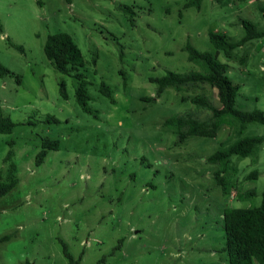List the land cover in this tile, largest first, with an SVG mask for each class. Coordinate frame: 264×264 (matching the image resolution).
Wrapping results in <instances>:
<instances>
[{
  "label": "rangeland",
  "instance_id": "rangeland-1",
  "mask_svg": "<svg viewBox=\"0 0 264 264\" xmlns=\"http://www.w3.org/2000/svg\"><path fill=\"white\" fill-rule=\"evenodd\" d=\"M189 2L0 0V64L11 73L0 78V110L17 124L0 134V185L15 184L0 197V264H70L62 242L78 264H229L224 212L261 205L264 141L246 158L231 157L224 187L208 159L225 137H264V125L180 142L165 121L209 120L192 99L218 104L217 91L187 84L158 96L153 80L202 71L187 46L215 54L211 32L238 42L248 22L264 33V0ZM58 33L82 52L91 113L77 102L79 80L46 58L47 38ZM234 55L218 59L239 87L235 108L264 112V37ZM46 140L59 149L37 165ZM248 189L254 196L241 199Z\"/></svg>",
  "mask_w": 264,
  "mask_h": 264
},
{
  "label": "trees",
  "instance_id": "trees-1",
  "mask_svg": "<svg viewBox=\"0 0 264 264\" xmlns=\"http://www.w3.org/2000/svg\"><path fill=\"white\" fill-rule=\"evenodd\" d=\"M70 2V0H66ZM203 0H190L186 7L200 8ZM264 11V10H263ZM245 29L244 37L233 42L225 34L211 32L209 35L210 42L215 49V54L208 52H199L192 46H187L189 52L188 60L199 66L202 71L179 74L168 71L162 77L153 80L158 86V96L167 88H173L181 92L184 85L187 84H208L217 89L220 108H216L204 97H195L192 103L200 108L207 109L211 112L209 120L200 121L196 119L184 118V116L172 117L165 121V126L176 132L180 142L188 137H208L214 138L218 129L224 123L236 125L239 136L249 124L264 125V112H242L235 108L236 98L239 87L235 85L228 76V64L219 61L220 53L225 58L232 59L234 50L253 40L264 37L263 32L257 31L256 27L248 22H243ZM0 32L2 28L0 27ZM10 46L19 49L10 43ZM44 52L46 58L51 62L54 68L67 76L73 77L80 82L77 89V102L82 106L85 112L91 113L89 108L90 95L87 90V81L80 69L84 66V58L81 50L74 43L73 38L66 33L50 35L47 38ZM11 76L10 71L0 64V78ZM100 91L111 102L114 101L113 91L105 83H101ZM60 94L67 99L65 83L60 86ZM17 126L11 119L5 117L0 110V134H10ZM233 129V128H232ZM236 138V137H235ZM264 141V137H239L236 140L229 139L222 148L209 157L208 161L213 164H219L224 173L230 164L232 156L246 158L259 147ZM59 141L46 140L43 143V149L38 154L36 164L41 165L47 156L49 150H58ZM219 173L216 176L219 185L223 186V180ZM257 172L248 176L249 179H257ZM14 183L5 186L0 185V197L9 192ZM224 230L226 235V252L229 257V264H264V192L262 203L255 208H229L224 212ZM5 240L2 238L1 241ZM65 257L70 264H78L68 252L67 246L63 243Z\"/></svg>",
  "mask_w": 264,
  "mask_h": 264
},
{
  "label": "crops",
  "instance_id": "crops-1",
  "mask_svg": "<svg viewBox=\"0 0 264 264\" xmlns=\"http://www.w3.org/2000/svg\"><path fill=\"white\" fill-rule=\"evenodd\" d=\"M250 43V42H249ZM248 44V43H247ZM246 45V44H245ZM245 45H243V46H245ZM243 46H241V47H243ZM241 47H239V48H241ZM236 58H237V56H235L234 55V57L232 58V59H227L228 61H231V60H236ZM243 63H244V61H246V59L244 58L243 60H241ZM226 64V63H225ZM201 85H207V84H201ZM214 90H216L217 91V89H215V88H213ZM217 97H218V92H217ZM218 99V104L216 103V101H214V103H213V106H215L216 108H220V102H219V97L217 98ZM211 112H210V117H211ZM200 121H205V119L204 120H200ZM225 130V132H224V135L227 133V135L228 134H231V127H230V125L229 124H227V123H224L223 125H221L220 126V128L218 129V131H217V134H216V136L214 137V138H216L218 135H219V132L221 131V130ZM225 137V136H224ZM189 138V137H188ZM187 138V139H188ZM186 139V140H187ZM227 140H226V137H225V141L222 143V145L223 144H225V142H226ZM222 148V147H221ZM219 165V164H218ZM220 166V165H219ZM220 168L222 169V167L220 166ZM229 168V167H228ZM228 168H227V170H228ZM227 170L224 172V173H222V171H221V173H222V175L223 176H221L222 177V180H223V183H224V185H223V187L224 186H226V183H225V180H224V175H225V173L227 172ZM252 174V173H251ZM250 174V175H251ZM249 176V175H248ZM258 176V175H257ZM247 179H249L248 177H247ZM252 180H256V179H252ZM231 192L233 193H235V191L234 190H231ZM237 193V192H236ZM236 193H235V195H236ZM238 194V193H237ZM254 196V192L252 191V190H250V189H248L247 191H244V192H242V193H240L239 194V197L242 199V197L244 198V199H248V198H251V197H253Z\"/></svg>",
  "mask_w": 264,
  "mask_h": 264
}]
</instances>
